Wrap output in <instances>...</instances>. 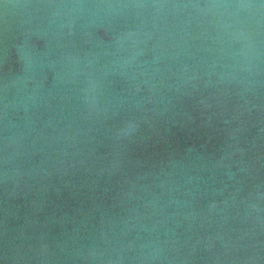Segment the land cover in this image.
<instances>
[{"label":"water","instance_id":"95a60500","mask_svg":"<svg viewBox=\"0 0 264 264\" xmlns=\"http://www.w3.org/2000/svg\"><path fill=\"white\" fill-rule=\"evenodd\" d=\"M0 264H264V0H0Z\"/></svg>","mask_w":264,"mask_h":264}]
</instances>
